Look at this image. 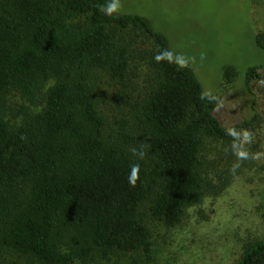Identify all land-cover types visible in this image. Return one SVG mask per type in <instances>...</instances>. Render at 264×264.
I'll use <instances>...</instances> for the list:
<instances>
[{"label":"trees","instance_id":"1","mask_svg":"<svg viewBox=\"0 0 264 264\" xmlns=\"http://www.w3.org/2000/svg\"><path fill=\"white\" fill-rule=\"evenodd\" d=\"M108 3L0 0V264H152L154 224L177 225L220 188L206 141L231 144L228 130L252 121L223 125L190 63L154 59L178 54L167 35ZM255 43L264 48V29ZM262 68H245L247 87ZM238 74L222 67L228 83ZM11 94L25 102L18 120L6 115ZM235 264H264V238Z\"/></svg>","mask_w":264,"mask_h":264},{"label":"rangeland","instance_id":"2","mask_svg":"<svg viewBox=\"0 0 264 264\" xmlns=\"http://www.w3.org/2000/svg\"><path fill=\"white\" fill-rule=\"evenodd\" d=\"M118 13L148 17L171 47L194 67L205 93L217 98L215 115L225 126L252 119L243 143L249 158L238 160L233 143L207 140L202 155L208 177L220 188L189 207L173 227L154 224L152 264H235L244 248L264 238V48L255 43L264 29V0H119ZM236 66L237 78L222 79V67ZM262 66L247 87V66ZM137 81L142 68H136ZM25 102L7 99L6 115L18 120ZM35 108L37 106H34ZM259 159H254L256 154ZM238 165V166H236Z\"/></svg>","mask_w":264,"mask_h":264},{"label":"clouds","instance_id":"3","mask_svg":"<svg viewBox=\"0 0 264 264\" xmlns=\"http://www.w3.org/2000/svg\"><path fill=\"white\" fill-rule=\"evenodd\" d=\"M121 7L119 0H110V3L102 6V10H105L107 14H112L114 12H117L119 8ZM154 59L157 62H160L161 60H167L169 63H175L179 68H185L188 67L189 60L185 58L183 55L175 54L171 51L164 50L161 53L157 54ZM202 99L205 98L204 94L201 96ZM228 135L232 136L234 138V141L241 140V143H233L232 149L234 154L237 156L238 160H245L249 158V153L243 149V143L251 142V133L247 130H241L237 131L234 128H230L228 130ZM134 156H136L138 159H143L145 156V152L143 151V147H141L140 150L136 148L131 149ZM254 159H259L260 154H256ZM238 166V165H236ZM139 164H135L131 167V171L128 177L129 183L131 186L135 187L136 182L139 179Z\"/></svg>","mask_w":264,"mask_h":264}]
</instances>
